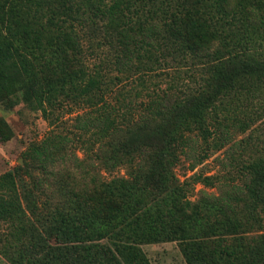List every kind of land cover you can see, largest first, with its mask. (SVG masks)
Instances as JSON below:
<instances>
[{
  "label": "trees",
  "instance_id": "16d2710c",
  "mask_svg": "<svg viewBox=\"0 0 264 264\" xmlns=\"http://www.w3.org/2000/svg\"><path fill=\"white\" fill-rule=\"evenodd\" d=\"M88 51L99 53L90 66ZM0 103L53 127L0 176V254L11 264H150L139 245L164 241L187 264H264V140L252 129L264 117V0H0ZM248 131L220 162L221 193L191 201L195 185L216 184L176 175L193 138L199 164ZM70 144L94 162L55 169ZM50 226L69 243L51 245ZM112 234L114 251L86 243Z\"/></svg>",
  "mask_w": 264,
  "mask_h": 264
},
{
  "label": "rangeland",
  "instance_id": "374dc122",
  "mask_svg": "<svg viewBox=\"0 0 264 264\" xmlns=\"http://www.w3.org/2000/svg\"><path fill=\"white\" fill-rule=\"evenodd\" d=\"M99 53L93 55L88 51L86 57V63L90 66L95 62L96 56ZM191 71V70H190ZM188 71V72H190ZM182 72V71H181ZM173 77L175 73H172ZM182 76L183 74L180 73ZM165 75V74H164ZM162 76L160 78L152 75L151 81L157 82L161 89L166 88L169 84V77ZM183 78V77H182ZM171 79V77H170ZM127 88L135 87L134 83H123ZM81 113V112H78ZM76 113L73 114H65L61 120L64 122L61 128L59 127L58 131H66L68 132L72 125V118ZM264 123V117L260 119L257 123L262 125ZM255 124L252 129H255L256 133L264 140V132L257 127ZM63 127V128H62ZM52 126L49 125L47 121H45L39 112H32L25 108L22 104L15 108H8L4 103H0V176L4 173L10 171L15 172L18 171L20 167L24 165L26 161H28V157L26 155V151L32 143H37L41 141L51 130ZM250 131L244 134H236L221 150L209 152L208 158L202 161L199 164L198 162L199 156L203 154L201 150L204 146L201 144V140L198 138H193L195 141L186 149V153L180 156V161L175 168V173L179 177L180 181L187 179L190 175L194 173H202L206 176L215 175L216 176V184L212 188H207L202 185H195L190 196L191 201H197L201 197L203 193L213 194L215 196L221 193L222 187L221 183H224L225 174L228 171V167L224 168L221 165V161L226 162V151L231 147H233L236 143H240L236 153H240L241 147H244V144H241V141L245 139ZM256 141L252 140L249 144L250 147H253ZM80 146L81 144L78 143ZM70 144L67 151L70 152L71 158L70 160L60 161L55 165V169H62L65 171L69 170L71 172H76L73 168H75V164L86 162H94V158L90 159L84 155L82 148L79 145ZM264 145V141L257 146ZM248 146V147H249ZM247 147V148H248ZM243 153L244 157H247L248 150L246 149ZM96 163V162H95ZM194 165V169L191 170V166ZM98 167V166H97ZM99 168V167H98ZM35 176H41L38 171L33 172ZM77 173V172H76ZM101 176L104 179H111L113 177H121L125 175V169L119 168L114 169L111 172H107L105 170L100 171ZM228 177V176H227ZM21 178L25 181V177L21 176ZM22 179L17 180L18 188L21 190L22 186L25 182ZM52 178H49L47 181H51ZM3 225H0V234L6 231ZM45 235L48 238V241L51 245H67L68 235L65 234L63 228L58 226H50L45 229ZM117 240V235L112 234L107 238L101 240H89L86 243H93L99 246L109 247L114 251V243ZM81 241H78L80 243ZM144 256L147 258L150 264H187L180 250L179 243L177 241H164L160 243H150V244H141L139 245ZM0 264H11V262L4 258L2 254H0Z\"/></svg>",
  "mask_w": 264,
  "mask_h": 264
}]
</instances>
